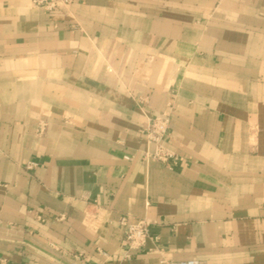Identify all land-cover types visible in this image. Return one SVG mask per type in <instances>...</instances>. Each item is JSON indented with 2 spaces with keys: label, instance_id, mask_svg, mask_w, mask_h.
I'll use <instances>...</instances> for the list:
<instances>
[{
  "label": "crops",
  "instance_id": "crops-1",
  "mask_svg": "<svg viewBox=\"0 0 264 264\" xmlns=\"http://www.w3.org/2000/svg\"><path fill=\"white\" fill-rule=\"evenodd\" d=\"M189 259L264 264V0H0V264Z\"/></svg>",
  "mask_w": 264,
  "mask_h": 264
},
{
  "label": "built area",
  "instance_id": "built-area-1",
  "mask_svg": "<svg viewBox=\"0 0 264 264\" xmlns=\"http://www.w3.org/2000/svg\"><path fill=\"white\" fill-rule=\"evenodd\" d=\"M33 4L46 10L61 9L70 4V0H32ZM171 121V111H164L154 116L145 128L146 141L153 145L151 151L146 152V156L162 162H170L176 159L175 154L163 143L168 133ZM28 168L33 166L29 163ZM125 229L126 240L131 249H138L144 246L150 237L151 221L147 218L132 219L129 215L123 214L118 219ZM170 264H200L199 260L189 259Z\"/></svg>",
  "mask_w": 264,
  "mask_h": 264
}]
</instances>
